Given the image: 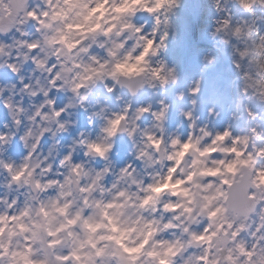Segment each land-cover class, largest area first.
I'll use <instances>...</instances> for the list:
<instances>
[{"label":"clouds","instance_id":"obj_1","mask_svg":"<svg viewBox=\"0 0 264 264\" xmlns=\"http://www.w3.org/2000/svg\"><path fill=\"white\" fill-rule=\"evenodd\" d=\"M203 3L0 0V264H264V0Z\"/></svg>","mask_w":264,"mask_h":264},{"label":"rangeland","instance_id":"obj_2","mask_svg":"<svg viewBox=\"0 0 264 264\" xmlns=\"http://www.w3.org/2000/svg\"><path fill=\"white\" fill-rule=\"evenodd\" d=\"M206 5L203 3V0H188L186 8L181 13L180 19V39L181 46L176 51V55L185 54L191 55L194 51V43H204V47L208 46L206 37L202 40H197V29L203 30L206 28ZM201 23V24H200ZM218 68H227V63L223 62ZM228 73L225 71L223 76L226 78ZM217 76L216 71L210 73V79H215ZM15 79L14 76H11V73H8L7 70L0 71V81L5 79ZM4 117V110L0 106V119ZM19 145H15L13 151H18Z\"/></svg>","mask_w":264,"mask_h":264}]
</instances>
